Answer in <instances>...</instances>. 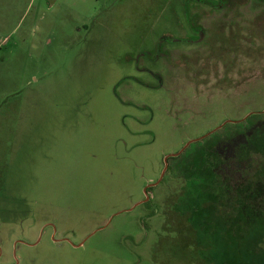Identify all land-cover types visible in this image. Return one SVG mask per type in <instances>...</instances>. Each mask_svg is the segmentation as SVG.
I'll return each instance as SVG.
<instances>
[{
	"label": "rangeland",
	"instance_id": "374dc122",
	"mask_svg": "<svg viewBox=\"0 0 264 264\" xmlns=\"http://www.w3.org/2000/svg\"><path fill=\"white\" fill-rule=\"evenodd\" d=\"M256 157L264 0H0V264H240L194 213Z\"/></svg>",
	"mask_w": 264,
	"mask_h": 264
},
{
	"label": "trees",
	"instance_id": "16d2710c",
	"mask_svg": "<svg viewBox=\"0 0 264 264\" xmlns=\"http://www.w3.org/2000/svg\"><path fill=\"white\" fill-rule=\"evenodd\" d=\"M259 158L256 157L250 163L246 162L242 164L245 170L247 169L251 172L250 177L248 176L246 181L244 179L247 176H240L237 179L238 184L231 185L229 180L223 178H218V180L212 179L211 177L207 178V180L213 182V184L217 183L211 187V192L220 200H212V203L198 208L199 210H196L194 213V219L197 222L199 221L200 225L202 223L204 227L212 229L211 235L215 248L218 245V241L225 234L233 230H238L241 238L242 233L248 231L257 233L261 231L260 224L262 223V225H264V208L262 209V207H264V200L260 206L255 205L258 207L256 210H252L247 205V200H249L248 197H251L253 188L259 187V180H264V157ZM196 163L199 166L198 168H202L203 163L201 161L197 160ZM198 170L204 173L202 169ZM230 190H233L235 196H238L235 197V200H230ZM253 197L254 196H252V198ZM261 237L262 235L254 240V255L250 259H247L245 256L240 264H264V252L261 251L262 249L259 247ZM213 250L214 247L211 251ZM212 260L213 264H216L215 260Z\"/></svg>",
	"mask_w": 264,
	"mask_h": 264
},
{
	"label": "water",
	"instance_id": "95a60500",
	"mask_svg": "<svg viewBox=\"0 0 264 264\" xmlns=\"http://www.w3.org/2000/svg\"><path fill=\"white\" fill-rule=\"evenodd\" d=\"M177 154H178V153H176V154H170L169 156H174V155H177ZM169 156H166V157L164 158L165 165H164V169H163V171L166 169V166H167L166 161H167V158H168ZM162 174H163V172H162ZM145 189H146V188H145Z\"/></svg>",
	"mask_w": 264,
	"mask_h": 264
}]
</instances>
